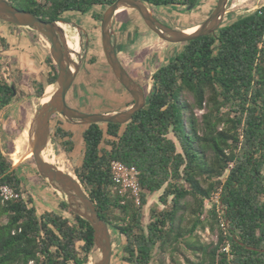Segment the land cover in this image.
Returning <instances> with one entry per match:
<instances>
[{"label": "trees", "instance_id": "16d2710c", "mask_svg": "<svg viewBox=\"0 0 264 264\" xmlns=\"http://www.w3.org/2000/svg\"><path fill=\"white\" fill-rule=\"evenodd\" d=\"M8 1L50 22L93 7L106 10L116 0ZM142 1L161 7L198 0ZM102 14L92 18L99 21ZM55 79L50 66L47 83ZM152 79L149 103L129 123L86 126L83 158L74 171L99 218L125 238L122 261L151 264L158 253L161 262L165 251L183 242L197 256L186 264H264V5L184 43ZM43 90L38 88V97ZM13 98L11 85L0 79V116ZM196 110L204 112L198 116ZM63 145L74 148L71 139ZM112 161L138 170L139 205L113 189ZM4 185L19 197L0 196V264H87L93 247L89 223L62 201L59 207L71 220L48 211L38 215L32 198H22V178L0 147ZM159 191L162 207L153 204L144 225L148 197ZM216 194L218 205L206 211L205 201ZM206 228L216 231L215 243L197 239L195 232Z\"/></svg>", "mask_w": 264, "mask_h": 264}, {"label": "rangeland", "instance_id": "374dc122", "mask_svg": "<svg viewBox=\"0 0 264 264\" xmlns=\"http://www.w3.org/2000/svg\"><path fill=\"white\" fill-rule=\"evenodd\" d=\"M218 0H198L196 5L189 6H148L154 17L163 25L172 29L191 28L203 23L216 7ZM264 5V0H231L228 4L227 14L222 25L251 14ZM256 8V9H255ZM102 10L100 7L91 8L86 14L79 15L73 12L63 15L68 22V35H78L81 48V70L79 76L71 87L74 92L75 103L86 111L97 110L100 113L123 111L131 104V96L122 90L112 71L106 63L102 46L100 21H95L92 15ZM0 30L6 33L0 42V79L15 87L16 95L12 103L0 116V147L3 155L17 169L22 178L21 196L25 200L31 197L37 214L54 212L68 219L72 217L60 209V201L64 202L58 193L43 180L34 165L31 152L24 156L18 152L20 144L23 145L25 137L22 132L31 124L35 112L40 108L44 93L38 97L36 91L44 85V79L48 67L43 60L47 57L49 43L40 34L27 28H18L0 21ZM113 41L118 45L119 59L127 72L136 78L137 82L147 91H152V75L160 66L173 59L183 47V44H169L159 39L143 23L139 14L134 10H126L118 13L114 18ZM186 30V29H185ZM10 31V32H8ZM1 38V37H0ZM95 59L93 63L92 60ZM77 60L79 61L78 57ZM48 87V86H47ZM46 87V89H47ZM146 91V94H147ZM152 93V92H151ZM192 101V98L189 97ZM204 111L196 110L200 116ZM61 119V120H59ZM56 124H62L74 134V148L67 151L63 141L50 137L49 148L52 154L58 157V164L74 174L79 168L83 154L84 143L81 133L86 126L72 124L60 116L55 118ZM69 125H67V124ZM103 127V124H100ZM23 128V129H22ZM29 149V145L25 149ZM16 155V163L11 155ZM66 163V164H65ZM67 167H66V166ZM55 166V165H54ZM77 178V177H76ZM161 191L148 197L143 209V223L148 222L149 209L153 204L159 203L158 197ZM212 203L218 205V195H214L210 201H205V209L208 211ZM207 214L202 217L204 219ZM4 222V221H3ZM189 228V224H185ZM112 243L111 264H127L122 261V246L125 238L109 229ZM197 239L201 242H216V231L197 230ZM193 238L190 241H193ZM223 250L228 251L227 247ZM158 255V253H156ZM157 255L151 264H186V260L196 261L197 256L185 243L177 244L176 250L165 251L162 260H157ZM91 255L88 257L90 262ZM87 263V264H88ZM31 264V263H30Z\"/></svg>", "mask_w": 264, "mask_h": 264}, {"label": "water", "instance_id": "95a60500", "mask_svg": "<svg viewBox=\"0 0 264 264\" xmlns=\"http://www.w3.org/2000/svg\"><path fill=\"white\" fill-rule=\"evenodd\" d=\"M230 1L218 0L210 16L203 23L196 25V29L191 33L163 25L154 17L151 9L142 0H116L113 2L104 11L100 21L101 46L107 65L117 82L131 96L133 104L123 111L83 113L69 108L65 103V94L79 73L82 58L79 54L73 59L72 52L67 46L66 32L59 26V23L68 24V22L61 19L46 22L28 11L17 9L8 0H0V21L18 28H27L42 35L50 43V55L57 66V77L51 84L55 86V90L49 101L41 102L40 108L34 114L29 130V149L39 176L60 195L73 213L91 226L93 247L90 255L93 258V264H111L112 243L109 226L99 218L93 201L84 191L78 179L59 171L56 166L48 163L42 157V153L48 149L51 140L50 117L53 114H58L67 122L83 126L92 124L123 126L149 103L150 98H145L144 90L129 76L116 55L113 23L118 13L134 10L139 14L145 26L159 39L169 44H184L217 32L227 14ZM195 5L196 2L192 3L189 9ZM11 89L14 97L16 95L15 87L11 85ZM12 169L15 168L12 166Z\"/></svg>", "mask_w": 264, "mask_h": 264}, {"label": "built area", "instance_id": "2783aa9c", "mask_svg": "<svg viewBox=\"0 0 264 264\" xmlns=\"http://www.w3.org/2000/svg\"><path fill=\"white\" fill-rule=\"evenodd\" d=\"M113 189L118 190L121 195L128 194L134 199L135 204L140 203L141 188L139 185V172L135 166L127 165L119 161L110 164ZM0 196L3 201L17 199V194L11 187L4 185L0 187Z\"/></svg>", "mask_w": 264, "mask_h": 264}, {"label": "flooded vegetation", "instance_id": "af4514ba", "mask_svg": "<svg viewBox=\"0 0 264 264\" xmlns=\"http://www.w3.org/2000/svg\"><path fill=\"white\" fill-rule=\"evenodd\" d=\"M61 20L62 21H65V22H69V21H66V19L65 18H61ZM42 36V35H41ZM1 37V36H0ZM1 38H4V37H1ZM45 38V37H44ZM46 39V38H45ZM47 40V39H46ZM47 42L49 43V41L47 40ZM116 47V55H117V57H118V60L120 61V59H119V56H118V54H119V47H118V45H116L115 46ZM47 57H49L50 59H51V63L49 64L48 63V61H47ZM47 57H45V59L43 60V63H44V66H46V67H48V71H47V74H46V76H45V79H44V85H42V87H43V93L45 92V89H46V87L47 86H49V84L47 83V80H48V74H49V72H50V66L52 67V66H54L55 67V72H56V77H57V66H56V64L54 63V60L52 59V57H51V55H50V43H49V51H48V53H47ZM121 62V61H120ZM121 64H122V62H121ZM122 66H123V64H122ZM82 68V67H81ZM81 68H80V70H81ZM123 68H124V66H123ZM125 69V68H124ZM80 70H79V72H80ZM126 70V69H125ZM126 72H127V70H126ZM52 73V72H51ZM128 73V72H127ZM129 74V73H128ZM79 76V73L77 74V76H76V78L74 79V81L72 82V84H71V86H70V88L68 89V91L66 92V94H65V103H66V105L69 107V108H71V109H74V110H77V111H80V112H83V113H100V112H98L97 110H92V111H86V110H84V109H82L81 107H79L78 106V102L76 101V103H75V97H74V92L73 91H71V87H72V85L74 84V82L76 81V79H77V77ZM129 76L144 90V93H145V98H150L151 97V92H150V90L151 89H149V91H147L146 90V88L144 89L143 87H142V85L140 84V83H138L137 82V80H136V78H134L133 76H131L130 74H129ZM56 80V79H55ZM7 83V82H6ZM152 83H153V79H152ZM120 85V84H119ZM121 86V85H120ZM121 88H122V90H124L123 89V87L121 86ZM125 91V90H124ZM146 91H147V94H146ZM127 93V92H126ZM129 95V94H128ZM131 100H132V98H131ZM133 104V100L131 101V104H130V106ZM129 107V106H128ZM128 107H126L125 109H127ZM59 118V115L58 114H53L51 117H50V120H49V131H50V137L52 136L54 139H58L59 141L61 140V141H68L69 139H71L72 141H74V134H72V132L70 131V129H67V128H65L64 127V125H62V124H56V122H54V120H55V118ZM59 120H61V119H59ZM67 124V123H66ZM67 125H69V124H67ZM60 130L61 131H63V132H66V133H68V134H70L69 135V137H67V138H64V139H62L61 138V134H60Z\"/></svg>", "mask_w": 264, "mask_h": 264}, {"label": "bare ground", "instance_id": "6f19581e", "mask_svg": "<svg viewBox=\"0 0 264 264\" xmlns=\"http://www.w3.org/2000/svg\"><path fill=\"white\" fill-rule=\"evenodd\" d=\"M256 9V8H255ZM153 11V10H152ZM153 13V12H152ZM198 25V24H197ZM59 26L66 32V40H67V46L69 48V50L72 52V57L73 59L75 58L76 55L81 54V48H80V41H79V36L78 35H73V36H69L68 35V25L64 24V23H59ZM197 26H193L191 28H188L186 30H184L187 33H191L196 29ZM55 90V86L49 85L47 87V89H45V93L41 99L42 103H47L52 95V93ZM23 129V128H22ZM29 130H30V125L27 129L24 130L23 135L25 137V141L23 143V145L20 144V148L18 149V152L24 156H27L28 153H30V149L27 150V152H25L27 146L29 145L30 142V136H29ZM42 157L48 162L51 163L52 165H55L59 171L64 172L66 174H69L71 177L74 178V174H72L71 171L65 169L64 167L60 166L58 164V160H60L58 157L54 156L50 150V148L48 147L47 150H45L42 153ZM12 160L14 161V163H16V159L17 156L16 155H11ZM66 164V163H65ZM66 166V165H65ZM67 167V166H66ZM59 195V194H58ZM60 196V195H59ZM111 237V236H110ZM88 263V262H87ZM88 264H93V258L90 259V262Z\"/></svg>", "mask_w": 264, "mask_h": 264}, {"label": "crops", "instance_id": "0c3cea01", "mask_svg": "<svg viewBox=\"0 0 264 264\" xmlns=\"http://www.w3.org/2000/svg\"><path fill=\"white\" fill-rule=\"evenodd\" d=\"M185 29H187V28H184V29H181V30H185ZM8 32H10V31H8ZM5 35H6V33L0 30V36L6 38Z\"/></svg>", "mask_w": 264, "mask_h": 264}]
</instances>
